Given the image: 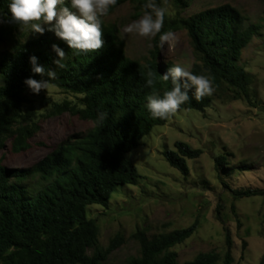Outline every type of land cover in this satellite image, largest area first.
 Segmentation results:
<instances>
[{
    "label": "trees",
    "instance_id": "trees-1",
    "mask_svg": "<svg viewBox=\"0 0 264 264\" xmlns=\"http://www.w3.org/2000/svg\"><path fill=\"white\" fill-rule=\"evenodd\" d=\"M191 1L151 0L165 9L171 4L178 13ZM125 2L134 4L139 16L144 14V5L150 0H116L109 10ZM8 3L9 0H0V16L4 17L0 23V45L10 42L8 49L0 53V151L7 142L14 154L30 149L29 141L39 129V118L68 112L91 122L92 127L84 134L69 135L26 168L6 167L0 157V264H106L123 238L118 234L106 248H100L99 227L95 219L88 218L87 207L108 208L117 187L138 183L141 176L127 154L139 146L154 126L166 124L174 114L166 119L153 118L145 107L148 95L156 92L162 96L172 88L171 80L164 81L162 76L175 63L161 58L160 35L186 32L194 55L188 70L208 77L213 92L197 99L189 91V100L177 111L191 109L203 113L216 99L234 101L248 97L250 78L241 64V56L253 39L261 35L262 26L246 23L238 10L228 4L188 17H171L166 12L163 27L153 39V48L147 56L135 59L126 55L118 26L102 18V48L73 55V50L49 31L20 39L18 26L7 22ZM53 44L67 54L62 69H56L53 63L57 58ZM33 55L39 64L56 70L53 87L73 96L76 102L40 103L44 112H38L34 94L24 81L29 77L37 80L48 77L31 71L29 58ZM149 68L156 72L157 83L153 87L145 83ZM42 101L46 102L44 97ZM101 114L105 115L103 120ZM173 146L174 149L164 150L161 155L187 177V160L197 159L203 151L181 141ZM229 156L225 153L215 157L214 169L218 174L230 168ZM221 183L234 199L259 196L264 200V189L233 190ZM232 212L236 215L234 206ZM217 219L221 221L219 216ZM198 225L195 220L187 227L152 237L138 231L133 238L139 243V255L126 264H179L172 249L189 239ZM225 231L223 255L201 252L183 264H233L232 240L228 230Z\"/></svg>",
    "mask_w": 264,
    "mask_h": 264
},
{
    "label": "rangeland",
    "instance_id": "rangeland-1",
    "mask_svg": "<svg viewBox=\"0 0 264 264\" xmlns=\"http://www.w3.org/2000/svg\"><path fill=\"white\" fill-rule=\"evenodd\" d=\"M222 4L238 10L246 23L262 26L261 35L253 39L241 56V64L250 78L248 97L234 101L216 99L203 113L191 109L176 111L166 124L154 126L140 140L139 146L127 154L141 176L138 183L117 187L109 199L108 208L101 205L87 207L88 218L95 219L99 227L100 248H106L118 234L123 238V243L109 255L106 264H126L139 255V243L133 238L138 231L152 237L187 227L195 220L199 223L196 232L172 249L177 253L179 264L192 260L201 252L215 251L223 255L226 249L225 229L232 240L233 264H264L263 198L234 199L230 190L221 183H226L233 190L264 189V2L192 0L179 13L171 4L166 12L171 17H188ZM142 16L137 15L134 4L125 2L103 17L105 22L118 26L126 55L135 59L148 55L153 48L154 37L126 33L124 26ZM172 33V40L161 45V58L170 59L188 70L194 60L189 38L183 30ZM37 35L18 30L22 40ZM6 42L1 43L0 53L8 49L10 42ZM34 97L39 113L44 112L40 103L76 102L73 96L56 87H52L48 95L42 90ZM37 125L39 129L29 141L30 149L14 154L7 142L0 151L6 167L26 168L69 135L84 134L92 127L91 122L68 112L48 119L39 118ZM176 141L203 151L197 159L187 160V177L172 168L161 155L164 150L174 149ZM225 153L230 154L227 157L230 168L218 174L214 169V159Z\"/></svg>",
    "mask_w": 264,
    "mask_h": 264
},
{
    "label": "clouds",
    "instance_id": "clouds-1",
    "mask_svg": "<svg viewBox=\"0 0 264 264\" xmlns=\"http://www.w3.org/2000/svg\"><path fill=\"white\" fill-rule=\"evenodd\" d=\"M115 0H9L7 22L18 26L20 31L44 34L45 31L64 41L73 50V55L87 54L102 48V18L107 15L110 5ZM143 16L124 26L126 33H137L140 36L155 37L163 27L166 9L151 2L144 5ZM152 9L154 11H148ZM4 17L0 16V23ZM174 34L166 32L160 35L161 45L170 42ZM56 54L53 63L57 68L65 67L67 54L57 44L52 45ZM31 71L48 79L27 78L24 83L31 93L39 95L42 90L49 94L54 86L56 70L46 68L38 63L33 55L29 58ZM146 86L153 87L157 83L156 72L149 68L146 72ZM164 81L171 80L172 88L161 96L153 92L146 97L148 112L153 118L166 119L170 114L189 100V91L197 99L213 92L212 81L205 75H197L180 64H173L167 73L162 76ZM105 118L101 114L100 119Z\"/></svg>",
    "mask_w": 264,
    "mask_h": 264
}]
</instances>
